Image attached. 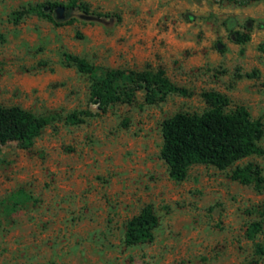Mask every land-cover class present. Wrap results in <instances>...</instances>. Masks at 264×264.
<instances>
[{"label": "rangeland", "instance_id": "374dc122", "mask_svg": "<svg viewBox=\"0 0 264 264\" xmlns=\"http://www.w3.org/2000/svg\"><path fill=\"white\" fill-rule=\"evenodd\" d=\"M64 55L162 69L186 94L148 105L139 92L99 114L88 76ZM206 92L262 122L264 151V0H0V104L53 119L29 148L0 145V264H264V190L230 179L247 163L264 177V154L193 165L181 182L160 156L163 121L204 112ZM18 192L29 198L12 209ZM148 204L153 241L127 245V222Z\"/></svg>", "mask_w": 264, "mask_h": 264}, {"label": "trees", "instance_id": "16d2710c", "mask_svg": "<svg viewBox=\"0 0 264 264\" xmlns=\"http://www.w3.org/2000/svg\"><path fill=\"white\" fill-rule=\"evenodd\" d=\"M49 6L55 7V4ZM69 8L98 17H112L109 14L90 12L84 4L71 3ZM48 18L50 19L49 16ZM19 19L18 16L15 21ZM233 24L234 22H230V27ZM248 40V34H236L237 42L245 43ZM64 57L66 63L73 64L80 73L88 76L90 101L97 105L99 114L105 113L113 104L134 103L139 92L148 105L163 101L170 93L186 94L184 89L168 80L162 69L156 72L102 69L77 56ZM203 98L208 105L204 112L178 113L162 123L163 143L160 156L173 181H183L193 165H210L218 170H225L242 159L264 154L259 146L263 136V124L260 120L252 119L243 106L227 111L229 100L217 92H206ZM90 114L86 111L72 113L66 116L65 122L70 125L81 124ZM52 121L51 117L37 116L17 106L4 107L0 104V145L17 142L24 148H29ZM230 179L244 185L253 184L257 189L264 190V177L260 168L253 163L236 166L231 170ZM23 196L22 192L11 196L12 209L29 198ZM157 226L158 217L148 204L127 222L125 243H151ZM260 230V223L254 222L250 224L247 235L253 237ZM257 254H263V250L257 248Z\"/></svg>", "mask_w": 264, "mask_h": 264}, {"label": "water", "instance_id": "95a60500", "mask_svg": "<svg viewBox=\"0 0 264 264\" xmlns=\"http://www.w3.org/2000/svg\"><path fill=\"white\" fill-rule=\"evenodd\" d=\"M57 11H58V14H59V15H62V13H63V8H58Z\"/></svg>", "mask_w": 264, "mask_h": 264}]
</instances>
